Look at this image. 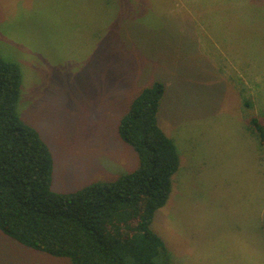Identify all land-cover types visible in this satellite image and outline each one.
Masks as SVG:
<instances>
[{"label": "rangeland", "instance_id": "obj_1", "mask_svg": "<svg viewBox=\"0 0 264 264\" xmlns=\"http://www.w3.org/2000/svg\"><path fill=\"white\" fill-rule=\"evenodd\" d=\"M0 57L23 75L21 118L72 193L137 169L118 125L141 90L181 166L152 230L154 264H264V0H0ZM247 102V103H246ZM249 104V106H247ZM0 264H70L0 231Z\"/></svg>", "mask_w": 264, "mask_h": 264}, {"label": "trees", "instance_id": "obj_2", "mask_svg": "<svg viewBox=\"0 0 264 264\" xmlns=\"http://www.w3.org/2000/svg\"><path fill=\"white\" fill-rule=\"evenodd\" d=\"M22 84L19 66L0 57V231L70 264L170 260L167 243L151 228L181 166L177 145L158 122L165 84L143 88L118 125L119 137L138 156L137 169L72 193L52 188L53 154L18 112ZM249 122L264 146V123Z\"/></svg>", "mask_w": 264, "mask_h": 264}, {"label": "crops", "instance_id": "obj_3", "mask_svg": "<svg viewBox=\"0 0 264 264\" xmlns=\"http://www.w3.org/2000/svg\"><path fill=\"white\" fill-rule=\"evenodd\" d=\"M168 248H169V246H168ZM169 251H170V248H169Z\"/></svg>", "mask_w": 264, "mask_h": 264}, {"label": "bare ground", "instance_id": "obj_4", "mask_svg": "<svg viewBox=\"0 0 264 264\" xmlns=\"http://www.w3.org/2000/svg\"><path fill=\"white\" fill-rule=\"evenodd\" d=\"M3 234V233H2Z\"/></svg>", "mask_w": 264, "mask_h": 264}]
</instances>
